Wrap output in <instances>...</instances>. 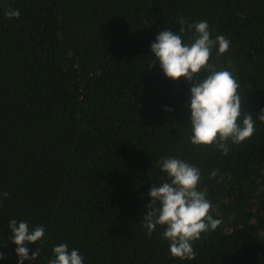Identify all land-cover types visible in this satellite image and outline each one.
Instances as JSON below:
<instances>
[{
    "label": "trees",
    "instance_id": "1",
    "mask_svg": "<svg viewBox=\"0 0 264 264\" xmlns=\"http://www.w3.org/2000/svg\"><path fill=\"white\" fill-rule=\"evenodd\" d=\"M181 20H207L230 41L210 62L234 74L255 117L264 0H0L2 264H17L11 218L45 227L46 239L26 245L40 250L32 264H47L61 242L84 264H264V123L227 155L194 146L190 83L149 67L156 34L179 33ZM164 156L200 168L198 189L221 220L193 242L192 260L172 257L161 229L149 236L141 224Z\"/></svg>",
    "mask_w": 264,
    "mask_h": 264
},
{
    "label": "clouds",
    "instance_id": "2",
    "mask_svg": "<svg viewBox=\"0 0 264 264\" xmlns=\"http://www.w3.org/2000/svg\"><path fill=\"white\" fill-rule=\"evenodd\" d=\"M19 17V10L5 12ZM180 21V32L164 29L150 43V54L167 78L178 80L184 77L190 83L186 108L190 112L189 142L194 146H213L222 155H227L230 145L241 144L253 136L258 123H264V107L254 117L242 108L240 83L227 69H217L210 62L215 49L223 54L230 41L223 35L213 36L207 20H200L184 27ZM192 37L185 39V32ZM203 70V73H202ZM163 178L148 192L149 203L141 222L146 235L151 236L158 228L163 240L168 242L169 254L180 260H192L196 256L193 242L202 233L215 230L221 223L210 214L211 201L198 189L201 170L178 156H164L158 162ZM211 176L216 171L210 172ZM8 192H0V201ZM8 229L11 242L16 245L17 264H32L40 255L39 248L29 254L27 243L46 239L43 225H30L28 220L11 218ZM5 259L0 252V264ZM47 264H84L79 248L61 242L52 247V256Z\"/></svg>",
    "mask_w": 264,
    "mask_h": 264
}]
</instances>
